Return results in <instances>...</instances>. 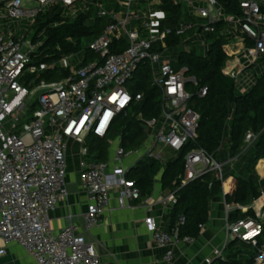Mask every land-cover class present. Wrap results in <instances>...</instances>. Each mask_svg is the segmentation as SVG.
Here are the masks:
<instances>
[{
    "label": "built area",
    "instance_id": "2783aa9c",
    "mask_svg": "<svg viewBox=\"0 0 264 264\" xmlns=\"http://www.w3.org/2000/svg\"><path fill=\"white\" fill-rule=\"evenodd\" d=\"M87 0H0V21L10 19L16 29L0 26V257L5 255L11 242L22 246L37 264H102L95 243L69 225L58 232L52 228V213L60 202L67 200L68 148L71 141L79 145L82 168L81 183L88 196L87 210L82 214L88 229L97 226L108 211L112 193H116L121 208L132 207L142 195L127 172L143 158L165 162L195 142L201 116L191 106L192 91L199 88L204 97L208 87H200L199 79L188 74V67L176 69L169 57L167 44L154 50V43L170 33L161 29L165 11L152 9L142 12L141 0L119 1V9H109L97 2L99 17L109 23L89 49L94 60L84 65L71 61L73 53L50 63H35L33 54L40 45L35 43L33 25L37 15L49 5L61 2L70 15L75 16L77 2ZM115 0H112L114 3ZM150 4L151 0H147ZM184 4L189 11L206 22H182L179 31L201 25L206 32H214L215 24L225 21L233 56L227 61L224 73L242 85L248 67L261 65L264 57V0H235L241 16L228 14L218 7L217 0H204L206 7H198L196 0H172ZM124 9V10H121ZM29 20L30 28L21 32L20 19ZM126 36L129 46L123 51H111L116 39ZM207 46V42H202ZM242 53V58L240 54ZM82 54V53H81ZM83 55V54H82ZM81 62V64L84 61ZM149 62L153 85L159 91L160 112L145 118L142 111L133 110L143 94H132L128 83L138 66ZM60 66L69 71L59 80H47L43 73ZM143 121L145 138L135 149H127L121 135L114 138L113 127L120 115ZM90 135L117 140L113 155L104 161H94L89 155L87 139ZM257 138L249 132L245 138L248 148ZM168 154V155H167ZM136 157L130 166L126 161ZM237 158L230 159L232 165ZM227 163V162H225ZM202 147H194L185 154L182 184L214 172L223 181L224 164ZM222 195L226 206V237L215 249L214 257L225 259V250L234 240L257 244L262 223L252 218L236 222L229 220L230 208L226 201V187ZM264 196V195H263ZM176 194L170 191L160 200L174 205ZM238 209H243L241 205ZM259 219L264 212L257 211ZM180 222L185 221L181 216ZM156 244L165 248L159 264L174 260V243L179 230L168 232L160 228L153 217L144 220ZM206 225L201 226V231ZM256 233L254 236L250 235ZM182 240L193 242L187 236ZM211 263V259L208 260ZM246 264V263H244ZM251 264H264V245Z\"/></svg>",
    "mask_w": 264,
    "mask_h": 264
},
{
    "label": "trees",
    "instance_id": "16d2710c",
    "mask_svg": "<svg viewBox=\"0 0 264 264\" xmlns=\"http://www.w3.org/2000/svg\"><path fill=\"white\" fill-rule=\"evenodd\" d=\"M144 1V0H141ZM156 1V0H155ZM103 3L109 9H119L112 0H87L78 9L75 16L69 14L63 3L58 2L42 10L33 25L32 38L40 42L33 54L35 63H50L73 53H82L81 65L94 60L95 54L89 49L90 43L102 34L109 23L107 18L99 17L95 4ZM218 7L228 14L241 16L239 4L235 0H217ZM157 8L165 11L161 29H169L164 40L154 43V50L167 44L166 57L171 59L176 69L188 67V74L199 79L200 87H208V93L202 97L199 88H190L192 99L190 106L200 114L198 136L182 152L165 162L153 158H143L134 165L127 177L136 183L142 196L151 195L156 178L161 175L163 189L176 194V202L167 216L169 231L179 230V238L196 239L201 235V226L210 221V212L215 197L222 194L223 183L226 187V201L230 208L229 220L236 222L252 218L262 223L257 244L240 240L231 241L225 250L222 264H251L259 249L264 245V219H259L257 210L252 207L243 212L239 205H250L264 195V178L257 171V165L264 159V71L243 89L235 79L224 73L227 61L233 56L230 26L225 21L215 24L214 32L204 31L201 25H195L184 32L179 31L182 22H200L189 9L172 0H160ZM202 42H207V46ZM129 46L126 36L111 44V51L123 52ZM203 51V52H200ZM260 64H264V57ZM69 71L60 66L48 69L42 75L47 80H59L68 76ZM132 94L141 93L143 99L133 110L142 111L145 118H152L160 112L159 91L153 85L149 62H142L134 78L128 83ZM249 132L257 135L255 141L246 148L245 138ZM121 135L127 149L139 147L145 138L143 121L120 115L114 124L112 137ZM108 139L90 135L87 139L89 155L94 161H104L109 155ZM194 147H202L218 161L223 163V181L216 173L208 172L186 184H182L181 175L185 168V154ZM237 158L233 163L230 159ZM264 212V205L262 207ZM181 216L185 217L180 222ZM240 241V242H239ZM239 244V245H237Z\"/></svg>",
    "mask_w": 264,
    "mask_h": 264
},
{
    "label": "crops",
    "instance_id": "0c3cea01",
    "mask_svg": "<svg viewBox=\"0 0 264 264\" xmlns=\"http://www.w3.org/2000/svg\"><path fill=\"white\" fill-rule=\"evenodd\" d=\"M151 2H154V6L149 4V7L153 10L158 9L160 0H151ZM242 56L241 53L240 57ZM249 68L251 67H248L243 75V89L255 80ZM78 150L77 142L71 141L68 148L67 174L69 195L67 200L60 202L57 210L52 213L53 231L58 232L71 224L77 226L79 233L83 234L89 242L95 243L102 264H159L165 248L154 242L144 220L146 217H153L161 229L172 232L169 231L167 216L173 206L160 200L167 196L170 190L163 189L161 175L156 178L152 194L132 202L131 209L121 208L118 203V194L112 193L108 211L105 212L101 222L88 229L82 216L87 210L88 196L81 183L80 160L82 159ZM136 160V157H130L126 164L130 166ZM257 171L260 177L264 178V174L258 169ZM224 198L222 194L214 198L210 221L197 240L185 242L181 238L174 243V260L171 264H222L218 258L214 257L213 252L223 245L226 237L227 214ZM263 205L264 196L250 205H241L243 209L240 210L246 212L254 207L257 211H263ZM210 259L211 263H208ZM0 264H37V262L22 246L11 242L5 255L0 257Z\"/></svg>",
    "mask_w": 264,
    "mask_h": 264
},
{
    "label": "rangeland",
    "instance_id": "374dc122",
    "mask_svg": "<svg viewBox=\"0 0 264 264\" xmlns=\"http://www.w3.org/2000/svg\"><path fill=\"white\" fill-rule=\"evenodd\" d=\"M119 1H124V0H115L114 3L118 5ZM134 1H137V0H134ZM196 1H197L196 3H197L198 7H206L207 6L206 2L204 0H196ZM150 4L153 5L154 2H151ZM77 5H78V7L84 6L85 2L84 1H78ZM183 6H184V8L190 9L186 3H184ZM141 8H142V12L149 10V3L147 0L141 1ZM121 10H124V9H121ZM3 11H4L3 8H0V14H2ZM19 21L21 24V27H20L21 32H25L27 29L30 28L29 20L23 18V19H20ZM200 22H206V21L203 19H200ZM12 24H14V23L10 19H3L2 21H0L1 29L2 28H5L6 30L16 29V26H13ZM200 52H203V51H200ZM82 60H83V55L81 53H79V54H77V56H75V58L71 61V63L74 65H80ZM249 69H250V71H252L253 78L256 79L257 76H259L261 74V72L264 71L263 70L264 64L252 66ZM116 143H117V140H113V143L111 142V144H109V155L110 156L113 155V153H114Z\"/></svg>",
    "mask_w": 264,
    "mask_h": 264
},
{
    "label": "bare ground",
    "instance_id": "6f19581e",
    "mask_svg": "<svg viewBox=\"0 0 264 264\" xmlns=\"http://www.w3.org/2000/svg\"><path fill=\"white\" fill-rule=\"evenodd\" d=\"M257 169L260 171V173L264 174V160H260ZM256 233L250 235V237L254 236Z\"/></svg>",
    "mask_w": 264,
    "mask_h": 264
}]
</instances>
